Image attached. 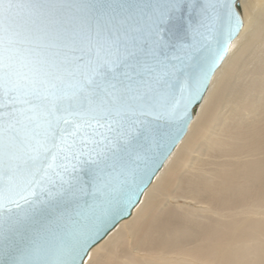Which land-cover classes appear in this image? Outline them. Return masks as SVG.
<instances>
[{
	"label": "water",
	"instance_id": "1",
	"mask_svg": "<svg viewBox=\"0 0 264 264\" xmlns=\"http://www.w3.org/2000/svg\"><path fill=\"white\" fill-rule=\"evenodd\" d=\"M168 7L162 0H129L121 8L112 0L111 11L88 0L87 7L68 14L77 29L94 34L99 27L104 36H119L121 50L125 41L133 48V67L124 69L131 79L121 80L143 99L103 110L96 105L94 111L87 105L75 109L68 117L73 123L60 121L55 141L65 136L74 143L71 150L59 152L49 140L51 153L27 165L25 152L18 153L13 166L21 167L11 179L5 176L0 214L10 218L9 224L18 219L20 223L9 232L0 264H61L70 244L79 251L75 264H84L90 250L132 214L184 137L243 23L238 0L217 5L214 13L205 11L204 0H183L159 23L156 45L150 26ZM18 128L22 137L30 135L23 125ZM28 180L35 182L29 186ZM18 193L29 202L20 200ZM9 200H18L21 207ZM102 209L109 210L98 220Z\"/></svg>",
	"mask_w": 264,
	"mask_h": 264
},
{
	"label": "bare ground",
	"instance_id": "2",
	"mask_svg": "<svg viewBox=\"0 0 264 264\" xmlns=\"http://www.w3.org/2000/svg\"><path fill=\"white\" fill-rule=\"evenodd\" d=\"M132 214L84 264H264V0Z\"/></svg>",
	"mask_w": 264,
	"mask_h": 264
},
{
	"label": "snow or ice",
	"instance_id": "3",
	"mask_svg": "<svg viewBox=\"0 0 264 264\" xmlns=\"http://www.w3.org/2000/svg\"><path fill=\"white\" fill-rule=\"evenodd\" d=\"M116 2L122 8L129 0ZM162 2L169 7L161 9L150 26L156 45H159V23L183 0ZM234 2L204 0L205 11L214 13L217 5ZM96 3L101 4V9L106 5L107 9L115 11L112 0H96ZM81 6L87 7L88 0H0V110L10 109L7 113L0 111V200L5 198V176L11 179L21 167L20 164L13 166L20 151L25 152L27 159L23 163L27 165L36 164L41 154L51 153L52 149L47 147L49 140L59 152L74 147V143H69L62 135L60 143L55 141L60 121L73 123L68 117L75 109L87 105L94 111L93 105H96L103 110L110 104L143 99L138 90L134 91L131 84L121 80V76L131 79L124 69L133 67L129 61L136 52L126 41L121 50L119 36L116 40L111 39V33L104 36L99 27L93 34L91 29L85 31L73 26L68 14L73 9L81 11ZM135 43L133 37L132 44ZM147 70L153 71L152 68ZM58 112L66 115L57 116ZM18 125L29 129L30 135L22 137ZM34 182L28 180L27 184ZM18 195L20 200L29 202L27 196ZM9 203L21 207L18 200H9ZM3 207L0 203V208ZM108 210L102 209L97 219ZM9 219L0 214V253L9 241V232L20 223L18 219L9 224ZM78 255L75 245L66 246L61 264H75Z\"/></svg>",
	"mask_w": 264,
	"mask_h": 264
}]
</instances>
